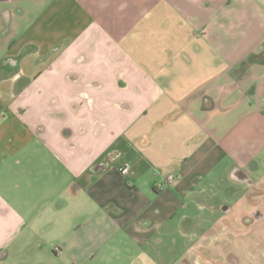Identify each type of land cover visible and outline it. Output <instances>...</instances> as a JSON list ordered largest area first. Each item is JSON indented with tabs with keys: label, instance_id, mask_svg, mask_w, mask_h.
I'll return each mask as SVG.
<instances>
[{
	"label": "crops",
	"instance_id": "obj_1",
	"mask_svg": "<svg viewBox=\"0 0 264 264\" xmlns=\"http://www.w3.org/2000/svg\"><path fill=\"white\" fill-rule=\"evenodd\" d=\"M42 2L0 38V264H227L264 220V0Z\"/></svg>",
	"mask_w": 264,
	"mask_h": 264
},
{
	"label": "rangeland",
	"instance_id": "obj_2",
	"mask_svg": "<svg viewBox=\"0 0 264 264\" xmlns=\"http://www.w3.org/2000/svg\"><path fill=\"white\" fill-rule=\"evenodd\" d=\"M43 5L42 0H9L7 2H0V38L4 23L8 25L7 36L2 40V43L8 42L12 38L18 36L23 29L34 19L35 15L39 11V8ZM9 10L11 12L9 19L6 20L3 12ZM1 54V51H0ZM236 187V186H235ZM240 194H236L230 197L229 202H237L240 198ZM215 204V203H214ZM218 204V203H217ZM218 215V214H217ZM216 217L213 215H206L201 219L202 231L215 232V226L213 225ZM232 219V218H231ZM234 219V218H233ZM212 233H210L211 235ZM221 247L223 252H230L231 259L227 261V264H264V220L259 221L254 226L250 225V222L246 220H240L239 224L234 225L233 228H229L227 232H223L220 237ZM121 250L112 249L102 251L100 256L96 260L91 261L90 264H137V261H127L128 257L121 254ZM220 251V252H222ZM179 251H177L178 253ZM124 256L120 261L119 256ZM174 256L171 255L164 261H154L156 264H176ZM125 259H127L125 261ZM8 264H17L20 261H30L28 258H10ZM143 264H151L150 261H142ZM226 262V261H225ZM224 261H217L215 264H226ZM19 264V263H18Z\"/></svg>",
	"mask_w": 264,
	"mask_h": 264
},
{
	"label": "built area",
	"instance_id": "obj_3",
	"mask_svg": "<svg viewBox=\"0 0 264 264\" xmlns=\"http://www.w3.org/2000/svg\"><path fill=\"white\" fill-rule=\"evenodd\" d=\"M120 172H121V174L124 175V174H126L128 172V168L127 167H124V168L120 169ZM174 181H175V177L172 176V175H167L164 178V182L167 185L173 183Z\"/></svg>",
	"mask_w": 264,
	"mask_h": 264
},
{
	"label": "flooded vegetation",
	"instance_id": "obj_4",
	"mask_svg": "<svg viewBox=\"0 0 264 264\" xmlns=\"http://www.w3.org/2000/svg\"><path fill=\"white\" fill-rule=\"evenodd\" d=\"M0 1L7 2L9 0H0ZM10 14H11V12L9 10H4V12H3V15H4V17H5L6 20L9 19ZM7 31H8V25L6 23H4V27L2 29V34L6 35L7 34Z\"/></svg>",
	"mask_w": 264,
	"mask_h": 264
},
{
	"label": "trees",
	"instance_id": "obj_5",
	"mask_svg": "<svg viewBox=\"0 0 264 264\" xmlns=\"http://www.w3.org/2000/svg\"><path fill=\"white\" fill-rule=\"evenodd\" d=\"M96 169V168H95Z\"/></svg>",
	"mask_w": 264,
	"mask_h": 264
}]
</instances>
